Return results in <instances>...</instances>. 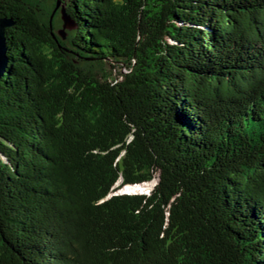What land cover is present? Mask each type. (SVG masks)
<instances>
[{
    "label": "trees",
    "instance_id": "16d2710c",
    "mask_svg": "<svg viewBox=\"0 0 264 264\" xmlns=\"http://www.w3.org/2000/svg\"><path fill=\"white\" fill-rule=\"evenodd\" d=\"M65 3L0 0V264H264V0Z\"/></svg>",
    "mask_w": 264,
    "mask_h": 264
},
{
    "label": "water",
    "instance_id": "95a60500",
    "mask_svg": "<svg viewBox=\"0 0 264 264\" xmlns=\"http://www.w3.org/2000/svg\"><path fill=\"white\" fill-rule=\"evenodd\" d=\"M42 2V1H41ZM54 7V12H59L63 21V30L59 33L62 38L66 37V30L71 31L75 28L74 21L66 14V3L65 0H54L52 2V6ZM14 22L9 18H0V81L1 78L6 74L9 59L7 55V47H6V29L13 26ZM156 185L157 180H154ZM153 181V182H154ZM150 188V191L153 187Z\"/></svg>",
    "mask_w": 264,
    "mask_h": 264
},
{
    "label": "rangeland",
    "instance_id": "374dc122",
    "mask_svg": "<svg viewBox=\"0 0 264 264\" xmlns=\"http://www.w3.org/2000/svg\"><path fill=\"white\" fill-rule=\"evenodd\" d=\"M42 3L46 6V7H50L52 6V2L54 0H41ZM57 12H54V14H56ZM57 27H56V33L59 34L62 30H63V21H62V18H61V15L59 13L58 17H57ZM68 30H66L67 32ZM155 184V181L154 182H150V183H147V184H144L142 186H139L140 188H137V187H131V186H127L125 188H122L118 191V193H124V192H129V193H142V192H149L150 191V188H152V186H154ZM119 186L116 185V188Z\"/></svg>",
    "mask_w": 264,
    "mask_h": 264
}]
</instances>
